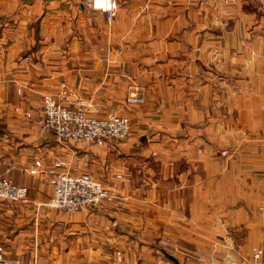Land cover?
<instances>
[{
	"label": "crops",
	"instance_id": "1",
	"mask_svg": "<svg viewBox=\"0 0 264 264\" xmlns=\"http://www.w3.org/2000/svg\"><path fill=\"white\" fill-rule=\"evenodd\" d=\"M117 2L109 21L82 0H0V177L29 188L26 203L0 200L5 259L250 264L264 229V0ZM63 84L72 102L127 117L129 138L42 131L43 98ZM133 86L145 104H127ZM36 160L94 177L115 203L51 208Z\"/></svg>",
	"mask_w": 264,
	"mask_h": 264
},
{
	"label": "built area",
	"instance_id": "2",
	"mask_svg": "<svg viewBox=\"0 0 264 264\" xmlns=\"http://www.w3.org/2000/svg\"><path fill=\"white\" fill-rule=\"evenodd\" d=\"M82 5L104 13L109 21L115 18L119 9L117 0H82ZM73 97L74 93L65 84L57 94L44 96L42 115L37 122L42 131L54 134L61 142L70 145L95 144L103 147L129 138L131 125L127 117L114 113L102 114L99 108L82 100L72 102ZM126 101L130 106H141L145 104L146 96L141 88L133 86ZM16 112H20V109L17 108ZM23 116L32 119L29 112H24ZM28 172L30 175H49V184L53 188L49 206L60 211H105L106 204L116 201L111 190L101 181L88 174L73 175L63 161L55 162L50 170H46L43 162L36 160ZM28 195V187L16 185L12 180L0 177L1 201L8 204L26 203ZM117 258L121 262L122 253L118 252ZM0 264H10L5 259L1 246ZM250 264H264V229L260 245L253 249Z\"/></svg>",
	"mask_w": 264,
	"mask_h": 264
},
{
	"label": "rangeland",
	"instance_id": "3",
	"mask_svg": "<svg viewBox=\"0 0 264 264\" xmlns=\"http://www.w3.org/2000/svg\"><path fill=\"white\" fill-rule=\"evenodd\" d=\"M118 259V258H117ZM171 261V260H170ZM190 261V260H189ZM118 263H122V261L121 262H119L118 261ZM190 263H192V264H202V262H198V261H194V260H192ZM166 264H174L172 261L171 262H169V261H167L166 262ZM181 264H188V262H183V263H181Z\"/></svg>",
	"mask_w": 264,
	"mask_h": 264
},
{
	"label": "water",
	"instance_id": "4",
	"mask_svg": "<svg viewBox=\"0 0 264 264\" xmlns=\"http://www.w3.org/2000/svg\"><path fill=\"white\" fill-rule=\"evenodd\" d=\"M171 260H172V262L174 263V264H181L177 259H175V258H172L171 257Z\"/></svg>",
	"mask_w": 264,
	"mask_h": 264
}]
</instances>
